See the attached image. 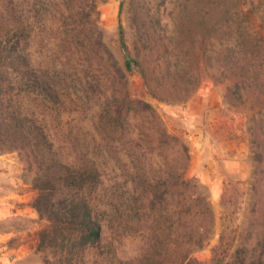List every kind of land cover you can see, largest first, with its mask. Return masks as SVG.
Listing matches in <instances>:
<instances>
[{
  "label": "trees",
  "instance_id": "obj_1",
  "mask_svg": "<svg viewBox=\"0 0 264 264\" xmlns=\"http://www.w3.org/2000/svg\"><path fill=\"white\" fill-rule=\"evenodd\" d=\"M235 2V15L243 20ZM227 5L205 1L199 21L175 31L162 53L149 42L153 18L137 8L133 20L149 47L132 57L119 25L124 62L122 67L108 57L111 83L104 91L112 96L100 105L97 138L73 134L69 148L53 138L52 128L61 127V133L63 116L79 112L84 94L98 86L84 75L80 81L83 72L70 73L68 64L52 65L48 55L35 59L33 14L18 0H0V152L18 153L34 172L32 206L46 221L37 251L46 255L45 264H202L195 253L213 213L188 176L189 148L149 102L130 92L129 77L136 70L146 92L159 100L185 99L205 81L217 80L232 84L228 96L236 101L245 92L264 105V38L253 15L246 25L227 23ZM95 43L103 48L100 37ZM135 117L141 123L131 131ZM254 144L259 163L264 139ZM109 226L120 239H139V255L118 257L120 239H103ZM234 242L222 230L209 264H248L232 251Z\"/></svg>",
  "mask_w": 264,
  "mask_h": 264
},
{
  "label": "rangeland",
  "instance_id": "obj_2",
  "mask_svg": "<svg viewBox=\"0 0 264 264\" xmlns=\"http://www.w3.org/2000/svg\"><path fill=\"white\" fill-rule=\"evenodd\" d=\"M205 1L18 0L20 8L30 10L34 17V58L48 55L52 65L58 66L60 61L68 64L70 73L83 72L80 81L84 82V75L98 86L84 94L82 102L86 105L79 112L63 116L61 133V127L52 128L53 138L70 148L72 143L67 139L73 134L82 139L96 137L100 105L112 96L104 91L111 83L106 76L109 55L123 67L119 25L132 57H136L138 49L145 51L149 47L148 42L144 46L140 41L133 20L137 8H144L149 19L153 18L149 42L160 46L162 53L175 31L183 32L199 21ZM235 1L228 0L226 22L246 25L253 15L257 31L264 38V1L238 0L243 20L235 15ZM98 37L103 46L99 50L95 43ZM229 85L232 86L229 81L207 80L185 99L164 101L146 92L136 70L129 77L130 92L149 102L188 146V176L197 180L200 193L210 203L213 220L204 222L206 238L195 253L197 260L209 264L211 248L221 231L227 229L235 239L232 251L237 250L240 259H247L248 264H264V157L257 162L254 144L264 139V105L245 92L243 101H236L231 94L228 96ZM138 123L140 117L131 119V131H137L133 125ZM33 178L34 172L18 153L0 152V210L8 212L0 218V237L6 233L14 236L9 249L21 255L15 264H45L46 255L37 251V242L46 221L32 206L36 195ZM115 238L118 237L111 226L104 229V241ZM119 241L118 257L132 259L139 255V239L126 237ZM3 250L0 248V254ZM14 259L9 257L10 262Z\"/></svg>",
  "mask_w": 264,
  "mask_h": 264
},
{
  "label": "crops",
  "instance_id": "obj_3",
  "mask_svg": "<svg viewBox=\"0 0 264 264\" xmlns=\"http://www.w3.org/2000/svg\"><path fill=\"white\" fill-rule=\"evenodd\" d=\"M0 199H2V198H0ZM0 209H1V207H0ZM4 210H6V209L4 208ZM7 213H8L7 211H5V213H3V210H0V218H2L3 216L6 217ZM16 214H18V213L16 212ZM13 237L14 236L12 235V233H6L0 237V248H4V250L0 254V264H3V262H4V264H15V262H16L15 260H17L21 257V255L18 254L17 251L9 249L10 245H11V244H9V241ZM14 254H16V255L14 256ZM9 257H12V259L14 257L15 259L12 262H10L11 259L9 260ZM1 261H3V262L1 263Z\"/></svg>",
  "mask_w": 264,
  "mask_h": 264
}]
</instances>
